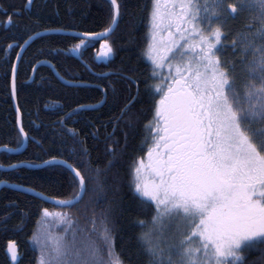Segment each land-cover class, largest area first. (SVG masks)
Segmentation results:
<instances>
[{
    "label": "snow or ice",
    "instance_id": "1",
    "mask_svg": "<svg viewBox=\"0 0 264 264\" xmlns=\"http://www.w3.org/2000/svg\"><path fill=\"white\" fill-rule=\"evenodd\" d=\"M33 2L26 0L24 8H31ZM108 5L104 30L69 33L78 43L68 53L80 55L92 41L102 39L105 58L113 54L107 38L124 13L122 0H108ZM144 11L141 55L150 62L144 84L153 113L145 125L143 155L134 160L129 187L142 210L151 208L154 214L151 227L139 221L147 230L138 239L149 257L148 264H244L250 250L259 249L264 255V0H146ZM240 13H247L248 19L239 34V45L232 41L234 47L241 46L242 78L238 83L236 65L228 66L220 53L227 39L224 26ZM12 22L13 17L7 16V24ZM40 35L37 32L24 40L11 65L14 100L19 92L21 53ZM50 67L55 71L54 64ZM96 75L100 82L84 87L101 90L99 103H80L59 121L66 129L61 136L73 142L71 156H53L41 164L29 160L9 165L16 171L23 166H61L67 173L71 198L55 199L61 211L43 208L40 230L33 232L31 240L39 251L36 264H124L115 251L111 204L99 213L93 211L84 226L70 214L78 205L87 208L106 193L103 178L119 159L114 147L119 142L114 141L107 147L106 165L86 167L84 142L75 128L67 126L78 114L108 105L109 99L113 104L120 102L113 74ZM124 79L129 87L138 84L129 77ZM16 114L17 146L4 144L0 151L18 153L29 140L19 105ZM116 119L133 127L136 118L130 102L121 104ZM165 223L172 225L170 234L163 231ZM53 227L62 231L54 234ZM6 254L12 264H19L14 240L9 241Z\"/></svg>",
    "mask_w": 264,
    "mask_h": 264
},
{
    "label": "trees",
    "instance_id": "2",
    "mask_svg": "<svg viewBox=\"0 0 264 264\" xmlns=\"http://www.w3.org/2000/svg\"><path fill=\"white\" fill-rule=\"evenodd\" d=\"M25 3L26 0H0V146L7 144L12 148L17 146L19 132L11 99L10 78L11 65L19 46L29 35L49 29L103 31L110 11L108 0H34L31 8H24ZM122 4L124 14L120 24L107 38L114 52L105 61L98 53L101 44L98 41L91 42L80 54L81 62L86 66L73 53L67 52L78 43L75 37L50 34L30 43L18 64L19 92L15 99L21 108L22 123L29 140L21 154L0 152V165L9 166L29 160L42 163L53 156L69 158L74 145L72 140L61 136V132H66V129L59 121L80 103H98L103 98L101 90L84 85L99 83L96 74L112 73V79L120 92V102L113 104L109 99L108 105L78 114L75 120L67 122V126L75 128L79 133L78 139L84 142L88 152L84 161L86 167L106 165L109 158L107 147L113 145L114 141L119 142L114 144L119 159L103 178L106 193L95 198L94 203L87 208L83 203L78 205L70 214L79 225L84 226L93 211L99 213L111 204L115 251L124 264H148L149 257L138 239L147 229L139 221L151 227L154 213L151 208L142 210L129 187L134 160L143 155L141 146L146 136L145 125L153 113V102L145 94L144 84L150 75V62L141 55V48L145 46L146 24L143 18L146 16V0H122ZM7 16L13 17L12 24H7ZM231 22L229 31L236 33L245 29L242 21ZM226 40L231 43L233 37H227ZM8 44L13 45L12 49L7 48ZM223 48L224 57L229 63L232 60L237 67L240 64L238 56L234 55L229 45L224 43ZM41 60L54 64L59 77L81 83L80 87L62 84L45 65L35 66ZM125 77L138 81V84L129 87ZM125 100L131 103L136 118L131 128L125 122L117 123L116 119ZM73 162L81 163L76 158H73ZM0 180L30 188L51 198H71L66 183L67 173L61 166L0 171ZM88 200L86 196L85 202ZM43 208L51 212L62 210L59 206L46 204L28 194L5 187L0 190V264H11L6 248L9 241L13 240L20 252L19 264H36L39 251L31 238L34 231L40 230L38 221ZM52 231L59 234L62 229L53 227ZM244 264H264V255L259 249L250 250L244 257Z\"/></svg>",
    "mask_w": 264,
    "mask_h": 264
},
{
    "label": "water",
    "instance_id": "3",
    "mask_svg": "<svg viewBox=\"0 0 264 264\" xmlns=\"http://www.w3.org/2000/svg\"><path fill=\"white\" fill-rule=\"evenodd\" d=\"M52 30H54V31H49V30H45V31H40V33H41V35L40 36H44V35H50V34H59V35H61V34H63V35H68V36H71V35H69V33H71V32H69V31H65V30H57V29H52ZM72 32H75V31H72ZM101 32V31H100ZM36 34V33H35ZM35 34H32L33 36L35 35ZM40 36L39 37H37L36 39H38V38H40ZM35 40V39H34ZM34 40H32V41H34ZM32 41H30L29 42V44L28 45H25L24 46V51L29 47V45H30V43L32 42ZM95 41H103L102 39L101 40H95ZM21 45H23V43L21 44ZM19 51H20V48H19ZM18 51V52H19ZM24 51L21 53V56H22V54L24 53ZM105 52V48H103L102 47V45L100 46V48H99V54H100V56H101V59H102V61H105V56L103 55V53ZM74 55V57L77 59V60H79L80 62H81V59H80V55H77V54H73ZM16 62V60H14V63ZM82 63V62H81ZM83 64V63H82ZM41 65H45L46 67H49L52 71H53V69L50 67V64L49 63H47V62H45V61H43V60H41V62H38L35 66H41ZM83 65H85V64H83ZM86 66V65H85ZM53 74H54V76L62 83V84H65V85H67V86H70V87H72L71 86V84H68V83H65V81H67V80H65L64 78L63 79H61L57 74H56V72L55 71H53ZM11 79V78H10ZM73 83V82H72ZM74 84H79V85H81V83H78V82H74ZM11 90V89H10ZM11 99L13 100V106H14V111H16V107H17V103H16V100H14L13 98H12V96H11ZM99 103V102H98ZM98 103H96V104H98ZM17 115V114H16ZM16 120H17V118H16ZM17 129H18V132H19V127H18V125H17ZM27 144H28V142L25 144V146L23 147V149L20 151V152H18V153H9V152H6V151H4V152H6V153H8V154H21L23 151H24V149L27 147ZM0 152H2V151H0ZM14 164H17V163H14ZM37 164H41V163H37ZM28 168V169H31V170H35V169H38V168H43V167H46V166H43V167H27V166H23V167H21V168ZM13 169H11L9 166H6V165H3V167H0V171H12ZM17 184H15V185H13V184H9V183H5V184H0V190L1 189H3L4 187L5 188H8V189H10V190H12V191H18V192H20V193H23V194H28V195H31V196H33V197H35V198H38L39 200H41V201H43L44 203H48V204H50V205H53V206H56V207H58V205L57 204H55V198H51V197H49V196H46V195H43V194H41L40 192H38V191H25L24 189L25 188H27V187H23V186H21V185H18V186H16ZM30 189V188H29ZM43 197H47V199H44ZM59 199V198H58ZM6 250H7V248H6ZM8 256V255H7ZM8 260H10V257L8 256ZM10 263L12 264V262H11V260H10Z\"/></svg>",
    "mask_w": 264,
    "mask_h": 264
},
{
    "label": "rangeland",
    "instance_id": "4",
    "mask_svg": "<svg viewBox=\"0 0 264 264\" xmlns=\"http://www.w3.org/2000/svg\"><path fill=\"white\" fill-rule=\"evenodd\" d=\"M237 17H238V19H239L240 22L242 21V25L245 26V23H246V21L248 19L247 13H240L239 15H237ZM231 25H232V22L231 23L230 22H227V24L224 26L225 34H226L227 37H231V38L233 37V40H236L238 42V45H239V41H240V35L239 34L242 33L245 29H242V30H240V31H238V32L235 33V31H233V32L232 31H229V27ZM224 43L230 46L232 52L234 53V55L236 54V56H238L239 61H240L241 46H235L234 47L233 46V43L232 42L229 43V42H227V40H226V42H225V40L223 41V45H224ZM220 55H221V60L223 62H225L228 66H231V65L235 64L234 62L232 63V60H231V63H229V60L227 58H225L224 55H223V50L220 53ZM241 67H242V65H241V61H240V64L237 65V67L235 69L236 70V73H237V76H238V83L240 82V80L242 78ZM171 227H172L171 224L165 223L163 225V231L166 234H170Z\"/></svg>",
    "mask_w": 264,
    "mask_h": 264
},
{
    "label": "flooded vegetation",
    "instance_id": "5",
    "mask_svg": "<svg viewBox=\"0 0 264 264\" xmlns=\"http://www.w3.org/2000/svg\"><path fill=\"white\" fill-rule=\"evenodd\" d=\"M231 20H237V21H239V19H238L237 16H235V18H233V19H230L228 22H231ZM150 120H151V119H150Z\"/></svg>",
    "mask_w": 264,
    "mask_h": 264
}]
</instances>
